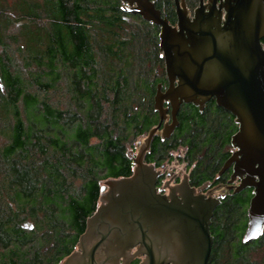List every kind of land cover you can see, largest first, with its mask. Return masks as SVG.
Masks as SVG:
<instances>
[{
  "label": "trees",
  "instance_id": "1",
  "mask_svg": "<svg viewBox=\"0 0 264 264\" xmlns=\"http://www.w3.org/2000/svg\"><path fill=\"white\" fill-rule=\"evenodd\" d=\"M122 6L0 0V264H62L104 180L133 173L129 148L160 121V26ZM157 6L176 19L173 0ZM179 114L170 138L154 135L148 160L160 165L184 144L193 180L213 178L235 116L187 103ZM250 196L230 195L214 211L208 264H264V232L243 241Z\"/></svg>",
  "mask_w": 264,
  "mask_h": 264
},
{
  "label": "water",
  "instance_id": "2",
  "mask_svg": "<svg viewBox=\"0 0 264 264\" xmlns=\"http://www.w3.org/2000/svg\"><path fill=\"white\" fill-rule=\"evenodd\" d=\"M121 1L124 10L160 26L168 86H157L160 121L133 155V173L104 180L100 204L87 218L78 249L62 264H128L138 255L144 256L139 264H208L214 241L210 226L221 200L196 193L186 177L170 194L162 193L157 185L161 170L144 159L169 109L172 121L164 124L163 137L179 124L183 102L203 109L215 97L239 124L231 139L236 150L221 172L234 164L231 181L241 179L235 191L254 187L243 241L263 234L264 0H221L219 9L200 7L193 19L176 0L177 25L152 0Z\"/></svg>",
  "mask_w": 264,
  "mask_h": 264
},
{
  "label": "flooded vegetation",
  "instance_id": "3",
  "mask_svg": "<svg viewBox=\"0 0 264 264\" xmlns=\"http://www.w3.org/2000/svg\"><path fill=\"white\" fill-rule=\"evenodd\" d=\"M152 1L155 3L156 7L158 8L157 0H152ZM173 2L175 4V18H176L174 21L171 18H169L167 12H164L160 8L159 9L162 11V14L164 16L166 15L168 17V19L172 25H177V23H178V15H177L178 5L180 8H183V9L185 8L187 10L188 16L191 19H193L195 17L197 9L200 7H204L205 11H209L210 7L212 5H215L216 8L219 9V5L221 3V0H215V3H214V0H178V5H177L176 0H173ZM224 13H225V11H224ZM224 13H223V15H224ZM166 88H167V85L164 87V89H166ZM184 103L186 104L187 102H183L181 104L180 108L184 105ZM187 104H192V105L198 106V105L191 103V102L187 103ZM208 105L219 106L217 101H216V98L212 97L208 101H206L203 109H201V110H204L205 107ZM165 106L170 108L171 107L170 102L166 101ZM179 115L180 114L178 111L177 118L179 117ZM171 121H172V116H171V111L169 109L168 117L166 120L163 121V123H162L161 127L159 128L157 134L161 135L163 137L162 130H163L164 124L166 122L170 123ZM178 121H179V118H178ZM233 122L236 123L237 125H239L236 122L235 117H233ZM177 126L175 127L174 131L176 130ZM174 131L171 133V135L169 137H163V138H170L172 136V134L174 133ZM146 136H144V138ZM138 140H139V144L141 145L143 140H140V139H138ZM140 145H139V147H140ZM150 149H151V146L147 150L144 160L148 163H154L157 166V168L161 170L160 175H159L158 180H157V185L160 188L161 192L164 194H170L172 189L174 187L178 186L179 183H182L184 178L186 177L189 185L196 189V193H202L206 197L215 196L221 200L220 204L216 207V209L230 195H232V196H236L237 194H241L242 196L243 195H249V194H252V196L254 195V187H252V186H247L240 191H235L236 187L240 184L241 179L239 176H237L233 181H231L232 180V174L234 172V169H233L234 164L231 165L229 168L225 169L223 172H221V170H222L225 162L227 161V159L236 150V148L233 146L232 142H230V144L227 146V149L224 151V153L228 152V155L223 158L222 163H221L217 173L215 174V176L211 179L207 178V179L199 181V182H195L193 180L192 168L195 166L196 161H194L192 163V166L190 165V160L187 158L188 146H186L184 144H179L177 149H176L177 153L174 152L175 153L174 157L171 160H165V161L161 162L160 165H157V161H149L148 160ZM133 155H136V154H133ZM185 158H187V159H185ZM134 166H135V163H134ZM177 193L181 197V195L178 191H177ZM252 196H250V201H251ZM216 209H215V211H216ZM76 249H78V244L74 250H76ZM135 250H136V247L132 249V253H134ZM143 257H144L143 255L134 256L130 259L128 264H134V262L137 259L139 260L137 264H139L140 261L143 259Z\"/></svg>",
  "mask_w": 264,
  "mask_h": 264
},
{
  "label": "rangeland",
  "instance_id": "4",
  "mask_svg": "<svg viewBox=\"0 0 264 264\" xmlns=\"http://www.w3.org/2000/svg\"><path fill=\"white\" fill-rule=\"evenodd\" d=\"M144 139H145L144 136H143V137H140V140H143V141H144ZM143 141H142V142H143ZM135 142H136V144H135L136 149H135V150H131V148H129V151H130V153H131L132 155H133V154H137V152L139 151V148H140V147H139V145H140V144H139V140H136ZM176 153H177V152H176Z\"/></svg>",
  "mask_w": 264,
  "mask_h": 264
}]
</instances>
